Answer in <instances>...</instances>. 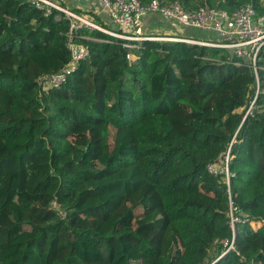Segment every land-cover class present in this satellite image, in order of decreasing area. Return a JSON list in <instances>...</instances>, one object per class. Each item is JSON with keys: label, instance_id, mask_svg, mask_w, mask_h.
<instances>
[{"label": "trees", "instance_id": "obj_1", "mask_svg": "<svg viewBox=\"0 0 264 264\" xmlns=\"http://www.w3.org/2000/svg\"><path fill=\"white\" fill-rule=\"evenodd\" d=\"M157 1L264 15V0ZM68 27L0 0V264H264V52L254 71L146 40L129 62L81 29L88 58L45 88L70 61Z\"/></svg>", "mask_w": 264, "mask_h": 264}, {"label": "built area", "instance_id": "obj_2", "mask_svg": "<svg viewBox=\"0 0 264 264\" xmlns=\"http://www.w3.org/2000/svg\"><path fill=\"white\" fill-rule=\"evenodd\" d=\"M45 17L57 12L69 22L67 48L70 61L59 71L49 74L42 82L46 88H59L66 83L68 76L78 65L88 58L89 48L85 44L77 43L80 39L78 31L87 29L97 31L121 41L123 48L129 53L128 61H133L132 51L138 49V42L142 41H178L210 48L227 50L231 57L249 62L256 70V60L264 52V15H258L249 4L242 5L235 12L229 14L223 10L200 8L196 11H186L178 2L161 5L157 0H151L146 5L138 0H92L99 12L105 15L112 27H104L94 19L82 16L63 6L57 0H29ZM148 14H157L164 20L173 21L184 28H193L205 32L216 33L221 38L219 42L206 40H192L178 37H153L143 33V19ZM227 162V157L224 158ZM211 173H216L213 166H209ZM227 171V170H226ZM54 207V202L52 203ZM227 246V242H224ZM233 249L232 245L226 251Z\"/></svg>", "mask_w": 264, "mask_h": 264}, {"label": "crops", "instance_id": "obj_3", "mask_svg": "<svg viewBox=\"0 0 264 264\" xmlns=\"http://www.w3.org/2000/svg\"><path fill=\"white\" fill-rule=\"evenodd\" d=\"M63 6L73 10L74 12L81 14L82 16L89 17L94 19L95 22L101 24L102 22L104 27H112L110 20L103 14L99 12L92 0H57ZM99 19V21L97 20ZM143 33L148 36L153 37H178V38H187L192 40H202L197 35L189 32V29H186L179 24L162 19L157 14H148L143 19ZM209 33V32H207ZM211 33V32H210ZM216 34V33H215ZM217 37L218 34H216ZM219 41L221 38L219 37ZM218 42V41H211Z\"/></svg>", "mask_w": 264, "mask_h": 264}, {"label": "rangeland", "instance_id": "obj_4", "mask_svg": "<svg viewBox=\"0 0 264 264\" xmlns=\"http://www.w3.org/2000/svg\"><path fill=\"white\" fill-rule=\"evenodd\" d=\"M194 33H197L198 31H193ZM201 32H205V31H201ZM206 33V32H205ZM205 36L201 37L200 39L202 40H206V41H218L219 42V37H217V35L215 33H206L204 34ZM197 37H200L197 35ZM3 100V99H2ZM47 221H51L53 219L47 218Z\"/></svg>", "mask_w": 264, "mask_h": 264}]
</instances>
